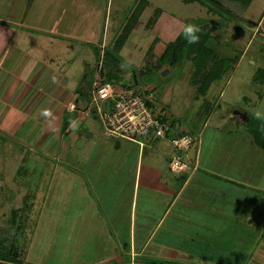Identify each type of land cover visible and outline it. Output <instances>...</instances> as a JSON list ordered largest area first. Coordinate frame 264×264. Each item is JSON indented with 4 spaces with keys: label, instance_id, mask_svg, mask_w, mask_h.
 Returning <instances> with one entry per match:
<instances>
[{
    "label": "rangeland",
    "instance_id": "1",
    "mask_svg": "<svg viewBox=\"0 0 264 264\" xmlns=\"http://www.w3.org/2000/svg\"><path fill=\"white\" fill-rule=\"evenodd\" d=\"M28 1L0 0V27L1 19L8 25L2 38L0 32V55L3 42H7V53L0 57V83L5 75L1 66H9V58L13 56L15 63L16 60L26 61L25 65L29 64L27 68L30 69L35 64L33 58L38 56L44 64L57 68L63 75L61 81L75 93L81 86H90L94 81L99 64L103 67L105 48L113 44L138 0H33L27 6ZM149 1L121 50L124 61L122 79L134 81L132 73L136 71L140 87H154L160 99L156 110L166 109L171 114L170 119L178 121V129L199 137L204 166L245 184L235 183L243 190L239 197L235 195L241 206L236 203L231 208L234 211L229 216V233L222 229L220 234H214V244L220 250H212V253L222 251L220 255L231 259L230 264H264V150L253 142L247 122L235 114V111H242L256 116L259 112L264 119V78L257 77L264 70V0H253L245 12L234 14L219 10L221 7L214 3ZM211 6L212 12L208 11ZM157 8L163 13L156 25L149 24ZM176 20L183 26L169 23ZM205 23L216 25L213 40L221 44L223 51L238 55L236 62L231 63L221 80L212 83L206 94H197L194 67L186 55H182L175 66L140 75L142 67L155 62L154 58L146 56L152 44L156 52L162 54L168 42L179 34L176 35V31L181 32L187 24L199 26ZM33 25L47 26L58 34L50 37L52 34L41 33ZM4 37L9 38L3 41ZM155 38L159 39L158 43L153 41ZM51 54L53 63L49 59ZM23 100L24 97L21 103ZM25 105L10 110H6V105L1 109L0 105V239L7 238V256H15L17 252L23 264H63L69 242L66 236L77 237L80 224L81 216L72 218L77 213L80 187L78 184L62 186L61 177L55 179L56 170L61 166L70 169L73 166L69 164L75 162L83 172L77 168L78 171L74 172L81 173L84 178L86 171H92L99 161L121 160L124 155L108 149L109 143L106 142L115 140L105 136L103 126L94 117L79 121L81 127L74 126L80 138L66 156L46 147L52 136L46 137L45 142L37 147L36 134L43 132L41 120L24 119L17 123L12 120L13 117L23 118L20 113ZM8 111L10 113L6 116L3 112ZM128 141L120 140V143ZM130 143L140 149L138 143ZM78 146L82 148L80 153L77 152ZM154 148L149 145L145 150L140 149L142 162L146 161L147 155H157L167 172L174 174L170 170L171 155ZM210 158L219 160L217 168V163L213 166L208 162ZM127 159L129 164L138 160L135 154L130 159L125 156ZM120 173L113 177H119ZM93 176L94 181L89 177L90 182L87 181L89 190L95 195L97 181L105 176L91 175V179ZM111 183L114 181L104 182L102 188L110 195L112 190L119 189L117 185L113 189ZM66 188L69 196L65 199L67 203H63ZM92 197L101 205L99 197ZM14 209L20 214L16 220L12 218ZM74 220L75 232L74 225H71Z\"/></svg>",
    "mask_w": 264,
    "mask_h": 264
},
{
    "label": "crops",
    "instance_id": "2",
    "mask_svg": "<svg viewBox=\"0 0 264 264\" xmlns=\"http://www.w3.org/2000/svg\"><path fill=\"white\" fill-rule=\"evenodd\" d=\"M32 1L29 0L27 6ZM3 21L1 19V38L2 33L8 29V25ZM169 23L172 26H183L179 20ZM33 28L44 34H52L50 37L58 34V31L43 25ZM178 32L180 30L175 32L176 35ZM6 38L9 37H4L3 41ZM6 43L3 42L1 46V55L7 53ZM216 48L222 50L223 47L217 43ZM52 56L51 54L49 59L53 63ZM9 59V66H1L5 74L0 83L1 109L5 105L6 110L19 108L28 102L27 107L25 105L20 113L23 118L13 117V122H22L24 119L41 120L43 132L36 134L37 147L45 142L46 137L52 136L53 139L46 142V147L61 152L63 157L66 156L68 150L76 145L80 138L74 126L81 127L79 121H87L90 117L99 120L94 115L84 113V108L81 107L84 103L80 95L73 93L61 81L63 75L57 68L44 64V60L41 62L38 56L33 58L35 64L31 65L30 69L27 68L29 64L25 65L26 61L23 63L16 60L15 63L13 56ZM149 89L154 92L155 104L159 106L160 99L154 87ZM22 97L24 100L21 103ZM71 102H75L80 108L71 111L67 108ZM3 113L7 116L10 112ZM72 116L74 118L70 119ZM87 125L92 126L91 123ZM19 141L23 142L21 139ZM106 143H109L108 149L124 155L121 160H101L92 171H86L84 178L80 176L83 170L75 162L69 164L75 168L67 169L61 166L56 170L55 179L58 180L60 176L62 186L78 184L80 187L77 213L72 216H81L80 224L76 231L77 237L66 236L69 242L64 252L66 254L63 264H149L161 259L173 264L231 263V259L222 258V251H218L220 254L212 253V250L219 249L214 244V234H220L222 229L229 233V216L234 211L231 208L236 203L238 207L241 206L237 197L243 190H240L238 184L245 185L244 183L224 173L215 172L210 166L205 167L200 143L187 153L188 168L181 172L170 169L174 174L167 172L164 162L157 155H147L143 163V152L129 141L120 143L112 140V143ZM156 147L155 150H162L164 154L171 152V146L166 142H159ZM81 149L78 146L77 152L80 153ZM134 154L138 160L129 164L130 161L125 160V156L130 159ZM208 162L215 166L219 160L212 158ZM215 167H218V163ZM76 168L82 170L81 173L74 172ZM219 168L222 170L221 166ZM94 170L101 172L95 173ZM119 171L120 176L113 177ZM207 172L215 173L218 177ZM91 175L105 176L97 181L98 190H95V195L88 188L89 179H95L94 176L91 179ZM113 181L112 188L117 185L119 189L112 190L110 195V192L103 191V183ZM67 192L68 188L63 193V203H67ZM92 196L99 197L101 205ZM75 224L76 221H72L74 232L77 226Z\"/></svg>",
    "mask_w": 264,
    "mask_h": 264
},
{
    "label": "trees",
    "instance_id": "3",
    "mask_svg": "<svg viewBox=\"0 0 264 264\" xmlns=\"http://www.w3.org/2000/svg\"><path fill=\"white\" fill-rule=\"evenodd\" d=\"M184 1L186 3L200 2L203 5H206L207 3L208 4L214 3V5L216 4L221 7L219 10L234 14L236 12H245V10L249 8L253 0H184ZM149 3H150L149 0H138L136 2L135 6L131 11V14L128 17L126 25L118 34L113 44L105 48L104 56H103V65H102L103 67L101 68L100 73L104 81H110L116 84L120 82V85L124 88H129V89L135 88L138 91L146 90V92H152L153 96L155 97L154 92L150 90L149 87H145L143 85H142L143 87L139 86L141 84L139 83L138 80L139 74L136 71L132 73L134 81L132 80L128 81L122 79L124 61L121 55V50L126 44L127 39L130 37L135 26L139 23L140 18L143 15V12L145 11ZM212 10H214L213 6L208 8V11L212 12ZM162 13L163 10L161 8H157L154 11V15L151 16V18L149 19L150 20L149 24L153 22V24L156 25L159 16ZM198 27L200 29L199 33L197 34L199 36L198 43H193V44L187 43L182 30L175 37L174 40L168 42L162 54H158L156 52V49L154 48V44H152L146 56H149L152 59L154 58L155 62H149L148 65L142 67V70L139 71L140 75L145 74L149 71H154V72L162 71L170 65L175 66L180 61V57L182 55H186L187 58L192 60V66L194 67L195 74L193 80L194 83L197 84L198 86L197 94L198 95L206 94L209 88L211 87L212 83L214 81L221 80L226 70L231 65V63L236 62V60L238 59V55L234 56L231 53L229 54L223 51V49L218 50L216 48L218 42L216 40H213L214 39L213 34L217 30L215 24L205 23L203 25H199ZM159 39L155 38L153 41H155V43H158ZM257 77L264 78V70L259 72ZM92 85H93V81L91 82L90 86L88 84L86 87L81 86L80 89L77 91V93L80 95L82 100L88 97L83 102L85 106L84 105H82L83 107L81 106L82 108H84V110L90 104ZM135 85L137 87H135ZM78 107L80 108V106H77L76 104L75 110L79 109ZM154 107L156 109L155 103H154ZM162 111L163 114L165 115L164 119H170L169 115L171 116V114H169L166 111V109H162L161 112ZM89 115H94L98 119L95 111H91ZM248 117H249L248 120H243L247 122V128H248L247 130L251 133L253 142L264 150V119L263 118L258 119L257 116L248 115ZM172 123H173V127H178V121L176 122V118L172 120ZM179 132L186 133L190 131L179 129ZM192 134L196 135L195 133ZM196 137L197 140L194 147H197V145L199 144V137L197 135ZM116 141H120V140H116ZM208 174L211 176L215 175V177H218L216 174L213 173H208ZM19 215L20 214L18 209H14L12 218L16 220L17 216ZM6 240L7 238L0 239V260H1L0 264H14V263L23 264V261L19 259V253L16 252L15 256H9V257L7 256L8 249L6 248L7 245ZM235 254L238 253L236 252ZM149 264H173V263L169 261H165V262L152 261L149 262ZM187 264H193V263H187Z\"/></svg>",
    "mask_w": 264,
    "mask_h": 264
},
{
    "label": "built area",
    "instance_id": "4",
    "mask_svg": "<svg viewBox=\"0 0 264 264\" xmlns=\"http://www.w3.org/2000/svg\"><path fill=\"white\" fill-rule=\"evenodd\" d=\"M100 70L101 65L93 81L90 104L84 113L89 115L95 111L105 135L115 140L136 142L140 149L166 142L171 146L170 169L185 171L189 165L187 153L195 146L196 135L180 133L178 127H173L171 119H164L163 111L158 112L154 107L152 92L104 81ZM67 108L75 110L76 103H69Z\"/></svg>",
    "mask_w": 264,
    "mask_h": 264
},
{
    "label": "clouds",
    "instance_id": "5",
    "mask_svg": "<svg viewBox=\"0 0 264 264\" xmlns=\"http://www.w3.org/2000/svg\"><path fill=\"white\" fill-rule=\"evenodd\" d=\"M199 31V27L194 24L185 25L183 29V34L186 42L189 44L198 43L199 36L197 34L199 33ZM256 116L258 119L261 118V114L259 112L256 113Z\"/></svg>",
    "mask_w": 264,
    "mask_h": 264
},
{
    "label": "water",
    "instance_id": "6",
    "mask_svg": "<svg viewBox=\"0 0 264 264\" xmlns=\"http://www.w3.org/2000/svg\"><path fill=\"white\" fill-rule=\"evenodd\" d=\"M235 114H238L242 118V120H248L249 119V117H248L246 112L235 111Z\"/></svg>",
    "mask_w": 264,
    "mask_h": 264
}]
</instances>
